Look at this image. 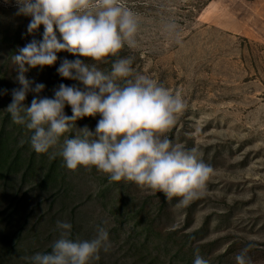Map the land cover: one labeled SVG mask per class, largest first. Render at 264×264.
Masks as SVG:
<instances>
[{
  "label": "rangeland",
  "instance_id": "obj_1",
  "mask_svg": "<svg viewBox=\"0 0 264 264\" xmlns=\"http://www.w3.org/2000/svg\"><path fill=\"white\" fill-rule=\"evenodd\" d=\"M122 3L138 14L140 24L137 46H125V57L132 58L135 74L154 79L186 103L167 136L173 145L192 151L214 169L207 191L182 207L178 197L169 201L163 193L134 182H113L97 170L92 174L84 170L72 183L74 205L70 200L63 209L60 199L52 203L49 195L35 192L22 201L20 216L8 225L1 221L13 210L21 193L9 206L16 191L0 185V238L10 237L7 245L0 246V264H29L26 258L46 253L59 238L57 221L74 223V239L81 240L94 238L97 226L105 227L111 234V247L99 254L104 264H137L125 247H120L135 232L132 223L126 222L127 214L142 205L139 218L155 215L163 200L165 209L154 222L156 230L175 231L179 237L195 232V245L214 243L201 256L208 264L212 257L230 250L228 259L236 264V255L250 244L253 247L247 255L252 264H264V0ZM24 20L29 23L31 17L27 20V16L17 14L15 0H0V36ZM169 22L177 25L179 43L166 31ZM5 54V46H0V57ZM70 57L62 52L57 60ZM19 87L16 79L9 82L3 94L8 105L12 89ZM28 95L33 98V93ZM86 125L95 130L96 125ZM73 132L75 136L76 130ZM65 135L69 137V133ZM100 183L109 188L104 200L86 202L89 195H96ZM113 205L115 216L109 212ZM52 216L53 223L49 221ZM19 234L22 237L15 246ZM124 255H128L126 260ZM100 262L94 260L92 264Z\"/></svg>",
  "mask_w": 264,
  "mask_h": 264
},
{
  "label": "clouds",
  "instance_id": "obj_2",
  "mask_svg": "<svg viewBox=\"0 0 264 264\" xmlns=\"http://www.w3.org/2000/svg\"><path fill=\"white\" fill-rule=\"evenodd\" d=\"M15 4L18 15L31 17L29 34L43 26L40 41H30L12 56L20 87L12 89L5 109L14 124L31 132L33 150L49 154L50 159L60 155L71 171L94 167L110 181L134 182L163 193L169 201L178 197V206L202 198L214 169L192 151L173 145L167 136L186 103L154 79L135 74L132 58L119 55L125 46H137L138 14L122 0H15ZM165 28L179 43L177 25L169 22ZM59 52L76 57L62 59L57 68L62 79L76 83L60 84L52 98L41 97L45 85L25 74L55 65ZM108 63L110 72L100 69V64ZM6 91L0 90V95ZM29 92L33 93L30 106L25 104ZM66 105L71 116L64 111ZM97 115L94 131L87 125L76 127L77 120ZM73 129L77 134L68 138L65 134ZM56 227L59 238L51 252L26 258L31 264H92L100 259L101 250L111 247L103 226H97L90 240L72 239L69 222L57 221ZM251 247L236 255V264H252L247 255ZM194 264H208L198 250Z\"/></svg>",
  "mask_w": 264,
  "mask_h": 264
},
{
  "label": "trees",
  "instance_id": "obj_3",
  "mask_svg": "<svg viewBox=\"0 0 264 264\" xmlns=\"http://www.w3.org/2000/svg\"><path fill=\"white\" fill-rule=\"evenodd\" d=\"M249 1V0H248ZM8 11V10H7ZM28 20V16H27ZM28 22L26 20L16 27L6 28L1 32L0 46H5L6 54L4 57H0V90H7L9 88V82L11 83L15 79L14 73H16V65L12 60L14 53L18 51V48L23 47L32 40L40 41L42 39L43 26H41L36 32L29 34L27 31ZM59 38V33L57 32ZM126 50L120 52L121 57H125ZM59 52L57 56H60ZM76 57L71 56L68 60H74ZM61 61L56 62L51 67H44L43 69L37 67L30 69L25 75L29 80L36 83H43L45 89L40 93L41 97H53V90L58 88L60 84L73 85L76 82L72 80L62 79L57 74V68ZM91 63V61H85ZM100 69L105 72L111 71V63L100 64ZM34 86V85H33ZM32 95H28L26 98V105L28 99H31ZM8 104L4 100L3 94L0 95V185L4 189L9 187L11 190L16 191L14 197L10 200L9 206H11L13 200L21 193L19 201L15 202L13 210H10L8 215L3 218L2 222L11 224L14 222L15 217L20 216V208L22 201L29 196L38 192L39 194L49 195V199L52 203L61 200L60 205L63 209L68 208V203L72 200V204L76 198L71 195V188L73 187L74 178L80 172H84L83 167H79L76 171L67 169L63 158L57 155L55 158L50 159L49 154L36 153L30 144L31 132L21 125L14 124L11 120V115L5 109ZM30 106V105H29ZM68 116H71V109L67 105L64 109ZM100 119L99 115L96 117H85L76 121V127L82 125H96ZM75 129H73L74 131ZM69 133L68 138L74 136V132ZM53 149H50V152ZM88 171V170H87ZM82 172V173H83ZM96 169L93 167L89 174L95 173ZM18 183V185H17ZM17 186L16 190L15 187ZM104 184H99L98 191L94 196H88L89 199L85 200L94 202L104 200L108 187H103ZM77 199H81L80 195ZM83 202V201H82ZM137 204H135L136 206ZM165 200L162 204L157 205L155 215H148L147 218H139L140 213L143 211L144 206L140 205L134 212L127 214L128 219L126 222H131L135 232L122 242L121 249L125 247V252L130 255V259L133 263L137 264H194L195 255L197 250L199 255L202 256L206 252L205 250L213 247L214 243H207L205 245H195L192 240L196 233H188L179 237L175 231H159L156 230L154 222L159 218L165 209ZM8 209H6L7 211ZM109 212H113L115 216L114 205L109 209ZM4 212H1V215ZM117 217V216H116ZM55 216L49 218V221L54 222ZM74 223H72V236L75 235ZM111 232H113L111 230ZM109 233V232H108ZM1 235V234H0ZM109 233V239H111ZM22 237L19 234L15 239V246L18 245L17 241ZM90 237L87 238L89 240ZM7 240L10 237L0 238V246L7 245ZM118 239L115 241V243ZM197 246V247H194ZM51 252L49 249L46 253ZM232 251L224 252L212 257V262L209 264H235L228 258ZM26 254L30 255V250L26 249ZM127 255V256H128ZM127 256L124 255L125 260ZM101 262L98 264H104V259H99ZM98 260V261H99ZM131 262V263H132ZM31 263V262H30ZM29 263V264H30ZM113 264V263H112Z\"/></svg>",
  "mask_w": 264,
  "mask_h": 264
},
{
  "label": "crops",
  "instance_id": "obj_4",
  "mask_svg": "<svg viewBox=\"0 0 264 264\" xmlns=\"http://www.w3.org/2000/svg\"><path fill=\"white\" fill-rule=\"evenodd\" d=\"M247 1H248V0H247ZM249 1H254V0H249ZM249 1H248V2H249Z\"/></svg>",
  "mask_w": 264,
  "mask_h": 264
}]
</instances>
